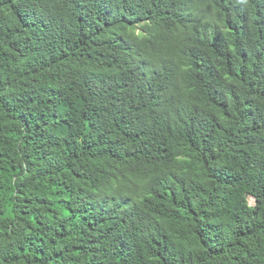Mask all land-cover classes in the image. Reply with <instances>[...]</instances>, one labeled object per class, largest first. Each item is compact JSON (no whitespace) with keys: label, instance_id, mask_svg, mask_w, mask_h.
Instances as JSON below:
<instances>
[{"label":"trees","instance_id":"obj_1","mask_svg":"<svg viewBox=\"0 0 264 264\" xmlns=\"http://www.w3.org/2000/svg\"><path fill=\"white\" fill-rule=\"evenodd\" d=\"M0 264H264V0H0Z\"/></svg>","mask_w":264,"mask_h":264},{"label":"clouds","instance_id":"obj_2","mask_svg":"<svg viewBox=\"0 0 264 264\" xmlns=\"http://www.w3.org/2000/svg\"><path fill=\"white\" fill-rule=\"evenodd\" d=\"M220 13L224 15H231L232 10H229L224 7H220ZM139 69L135 72L138 74V76L141 78L143 75L146 74H153L156 75V73H160V70L162 68V64H157L155 61L151 63H142ZM170 79H172V83H166L165 86L168 88V90L174 91V89H177V82H179V75L175 71L169 74Z\"/></svg>","mask_w":264,"mask_h":264}]
</instances>
